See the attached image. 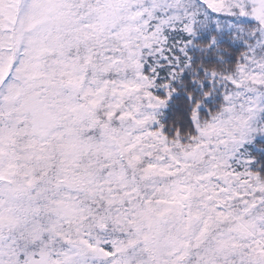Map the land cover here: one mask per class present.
I'll list each match as a JSON object with an SVG mask.
<instances>
[{"label": "snow or ice", "instance_id": "snow-or-ice-1", "mask_svg": "<svg viewBox=\"0 0 264 264\" xmlns=\"http://www.w3.org/2000/svg\"><path fill=\"white\" fill-rule=\"evenodd\" d=\"M0 264H264V0H0Z\"/></svg>", "mask_w": 264, "mask_h": 264}]
</instances>
